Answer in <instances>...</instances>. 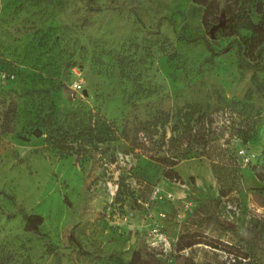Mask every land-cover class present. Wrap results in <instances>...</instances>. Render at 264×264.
Returning <instances> with one entry per match:
<instances>
[{
    "label": "rangeland",
    "instance_id": "1",
    "mask_svg": "<svg viewBox=\"0 0 264 264\" xmlns=\"http://www.w3.org/2000/svg\"><path fill=\"white\" fill-rule=\"evenodd\" d=\"M257 1L0 0V264H264Z\"/></svg>",
    "mask_w": 264,
    "mask_h": 264
},
{
    "label": "trees",
    "instance_id": "2",
    "mask_svg": "<svg viewBox=\"0 0 264 264\" xmlns=\"http://www.w3.org/2000/svg\"><path fill=\"white\" fill-rule=\"evenodd\" d=\"M195 3L202 5L206 8V10L208 9H214L215 11H218L219 9H221V7L224 9V12L221 13V15L218 17V23L217 25L214 26H218V27H222L225 24V14L226 13H231L232 12V6H236L238 4L239 1H242L243 3H245L248 0H193ZM256 12L258 14L261 15V19L260 22L258 24H254L249 18H246L245 20L248 21V29L251 30L252 34H253V39H256L253 41V47L257 46L259 47L260 45L264 44V0H259L256 2ZM222 18V23L219 25L220 19ZM233 18V21L235 20L236 23L238 25H243L242 27H244V23L242 22V18L241 17H231ZM236 32V30H232L231 32L227 33V35H233ZM207 47L208 50L210 51V58H214L217 57L221 54H224L227 51V48L219 50V51H214L211 46L207 43ZM259 50H264V47H261ZM177 163H171V167L176 165ZM214 163H212V169L214 170ZM167 165V164H165ZM251 171L253 172V174L256 176V178L259 181H264V175L258 174L257 170L255 167L251 168ZM173 172V171H171ZM174 178H176L175 176H178L176 172H173ZM216 180L220 182V178L219 176H215ZM179 178V177H178ZM222 190H221V194H222ZM42 222L41 217L39 216H27V224L28 226H31L30 230H36L37 226L40 225Z\"/></svg>",
    "mask_w": 264,
    "mask_h": 264
},
{
    "label": "water",
    "instance_id": "3",
    "mask_svg": "<svg viewBox=\"0 0 264 264\" xmlns=\"http://www.w3.org/2000/svg\"><path fill=\"white\" fill-rule=\"evenodd\" d=\"M221 23H222V18L220 19L219 25H220ZM216 27H217V26H214L213 28H211V30H210L211 37H213V30H214ZM229 225H230L231 228H233V226H234L232 223H230Z\"/></svg>",
    "mask_w": 264,
    "mask_h": 264
}]
</instances>
